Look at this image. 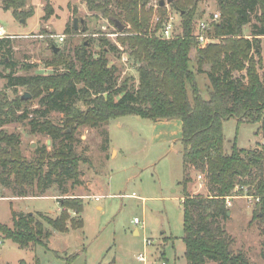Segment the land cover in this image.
<instances>
[{
	"label": "trees",
	"instance_id": "16d2710c",
	"mask_svg": "<svg viewBox=\"0 0 264 264\" xmlns=\"http://www.w3.org/2000/svg\"><path fill=\"white\" fill-rule=\"evenodd\" d=\"M0 1L16 18L32 13L22 12L26 0ZM149 1L85 0L89 10L100 12L116 27L124 22L125 28L118 31L115 42L100 37L96 55L88 50L89 42L75 48L74 58L52 47L54 55L46 64L63 66L61 72L15 75L14 63L6 64V86H23L38 99L35 112L45 118L31 119L32 130L47 133L55 145L52 150L43 146L28 158L22 153L19 135L0 128V179L4 187L12 189L13 196L42 195L29 194L27 188L44 192L53 184L64 191L67 180L72 186L80 184L79 164L88 161L76 149L79 139L75 132L79 127H99L111 118L128 114L153 121L178 118L182 123V240L186 264H250L244 251L234 249V239L226 230L225 220L231 213L226 198L245 194L255 198L252 218L261 224L264 258V153L255 147L238 148L235 142L231 152H226L223 122L230 117L238 124L258 122L264 135V75L259 73L264 65L257 49L264 36V0H216L220 15L210 23L207 33L217 40L203 47L195 38L200 29L199 20H195L200 0H174L169 4L180 16L170 38L161 35L168 22L167 7L157 2L158 19L152 26L154 8L147 6ZM45 7L48 16L51 6L47 3ZM253 17L249 38L243 28ZM9 41V37H1L0 46ZM192 49L197 52L196 67L191 64ZM108 53L117 57L127 54L139 63L137 84L129 83L133 76L119 82L118 69L109 64ZM203 63L208 65L204 90L197 79V74L204 71ZM3 100L0 126L26 116L15 115L14 109L24 102L21 96ZM51 111L63 114L61 124L46 118ZM190 171L204 176L206 194L187 190L192 180ZM58 201L61 210L55 217L12 211V226L0 223V239L29 248L50 237L47 226L59 232L82 227L83 199L65 197ZM19 264L26 262L21 260Z\"/></svg>",
	"mask_w": 264,
	"mask_h": 264
},
{
	"label": "rangeland",
	"instance_id": "374dc122",
	"mask_svg": "<svg viewBox=\"0 0 264 264\" xmlns=\"http://www.w3.org/2000/svg\"><path fill=\"white\" fill-rule=\"evenodd\" d=\"M158 1L150 0L147 5L154 8L150 19L152 26L158 19L155 13ZM47 3L51 12L45 16ZM166 7L168 21L178 27L179 13L169 5ZM28 11L32 13L16 18L11 8L5 10L0 1V27L4 30L0 38H10L7 45L0 46L2 102L3 99L13 101L27 91L23 86H6L7 63H14L15 75L61 72L63 66L54 68L46 64L54 55L52 47L74 58L75 48L82 42H89L88 50L95 54L100 37L112 42L117 39L118 27L100 12L89 10L85 0H26L22 12L26 14ZM214 12L220 15L216 0H200L195 20L209 21ZM74 18H77L76 28H73ZM253 22L254 17L244 26L245 36H248ZM61 36L63 40H59ZM8 48L10 50L6 52ZM189 55L191 64L196 67V50L192 49ZM123 56L107 54L109 64H115L118 69L119 82L133 76L129 83L137 84L139 63L127 54ZM202 68L204 71L197 74V79L204 90L208 85L205 73L208 65L203 63ZM261 75H264V69ZM23 101L21 108L14 110L16 116L22 113L26 116L20 119L10 117L12 120L0 128L18 134L22 153L31 158L43 146L52 150L55 141L47 133L32 130L31 119L42 121L45 118L35 112L39 107L38 99L31 95ZM62 117V113L51 111L46 118L61 124ZM0 119H3L1 114ZM106 130L108 142L105 144ZM181 131L178 118L153 121L134 114L118 116L99 127L81 126L75 132L79 139L76 149L88 158L87 162L79 164L80 184L72 186L71 180H67L64 191L57 189L55 184L44 192L36 187L27 188L29 194H43L44 197L10 199L13 191L4 187L0 179V221L7 225H11V208L16 212H41L55 217L61 209L54 196L80 197L84 201L82 227L59 232L47 226L51 230L50 237L43 240V244L29 248H21L11 239H2L0 264H19L21 260L26 264H36L37 260L39 264H186L182 240ZM223 134L224 149L228 153L234 142L238 148L259 147L264 153V135L258 122L238 124L234 117H230L223 122ZM190 175L192 180L187 184V190L191 194H206L204 176L195 171H190ZM132 193L135 196L127 195ZM100 195V200H95L94 197ZM230 201L231 213L225 220V227L234 239V249L244 251L250 264H264L261 224L252 218L255 198L245 194ZM135 218L139 223L134 222ZM134 228L138 230L134 231ZM140 255L144 260L139 259Z\"/></svg>",
	"mask_w": 264,
	"mask_h": 264
},
{
	"label": "built area",
	"instance_id": "2783aa9c",
	"mask_svg": "<svg viewBox=\"0 0 264 264\" xmlns=\"http://www.w3.org/2000/svg\"><path fill=\"white\" fill-rule=\"evenodd\" d=\"M218 17H219V13L214 12L213 13V18L211 20H209V21H207V20L199 21L200 22V24H199L200 29H199V32L195 35V38H196V40L198 42V46L199 47H203L206 44H208L209 42L215 41L216 38L214 36H212V35H209L207 33V29L209 28L210 23L213 22V21H216ZM171 30H172V24H171L170 21H168L165 24V26H164V28L162 30V33H161L162 37L170 38L171 37ZM2 33H4V30L2 29V27H0V35H2ZM59 40H63V36L59 37ZM122 58L125 59L124 56ZM94 198L96 200H98L101 197L100 196H95ZM226 203H227L228 206L231 205V201H230L229 197L226 198ZM134 222L135 223H139V219L135 218ZM0 243H1V240H0ZM139 259L140 260H144V257L142 255H140Z\"/></svg>",
	"mask_w": 264,
	"mask_h": 264
},
{
	"label": "crops",
	"instance_id": "0c3cea01",
	"mask_svg": "<svg viewBox=\"0 0 264 264\" xmlns=\"http://www.w3.org/2000/svg\"><path fill=\"white\" fill-rule=\"evenodd\" d=\"M247 37H249L250 38V36H247ZM259 44H260V46H259V48H257L259 51H260V57H261V59H262V62H263V65H264V36H262V37H260V42H259ZM261 70H263V69H259V73L261 74ZM181 125H182V123H181ZM181 133H182V131H181ZM255 148H259V147H255ZM115 151V150H114ZM43 195V194H42ZM122 196H124L125 194H121ZM127 195H130V196H135V194L134 193H132V194H127ZM45 196H47V195H45ZM1 197V196H0ZM12 198H10V197H6L5 196V198H10V199H21V198H24V197H44V196H41V195H27V196H11ZM56 199H58V198H60V197H56V196H54ZM100 197H102V195H100ZM231 199V198H230ZM96 200V199H95ZM98 200H100V199H98ZM59 209H61V207L59 208ZM12 211H15L14 209H12L11 208V212ZM60 211V210H59ZM29 213H31V212H29ZM0 223H2L1 221H0ZM2 224H5V223H2ZM11 225H7V224H5V225H7V226H12V216H11V223H10ZM136 230H138L137 228H134V231H136ZM138 233H139V231H138ZM1 240V239H0Z\"/></svg>",
	"mask_w": 264,
	"mask_h": 264
},
{
	"label": "water",
	"instance_id": "95a60500",
	"mask_svg": "<svg viewBox=\"0 0 264 264\" xmlns=\"http://www.w3.org/2000/svg\"><path fill=\"white\" fill-rule=\"evenodd\" d=\"M172 1H174V0H159V4L161 5V6H166V5H169ZM21 21L23 22V19H21ZM75 26V28H76V24H74ZM125 28V26L123 25V24H118V30L119 31H122L123 29ZM84 30V29H83ZM57 50V47H55V51ZM31 97V95L29 94V93H24L22 96H21V99H24V100H26V99H29ZM228 214H230V213H228Z\"/></svg>",
	"mask_w": 264,
	"mask_h": 264
},
{
	"label": "flooded vegetation",
	"instance_id": "af4514ba",
	"mask_svg": "<svg viewBox=\"0 0 264 264\" xmlns=\"http://www.w3.org/2000/svg\"><path fill=\"white\" fill-rule=\"evenodd\" d=\"M82 21V20H81ZM76 22H77V18H74V20H73V25L74 24H76ZM75 26V25H74Z\"/></svg>",
	"mask_w": 264,
	"mask_h": 264
}]
</instances>
